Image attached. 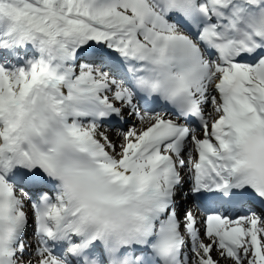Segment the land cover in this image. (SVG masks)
<instances>
[{
	"label": "snow or ice",
	"instance_id": "1",
	"mask_svg": "<svg viewBox=\"0 0 264 264\" xmlns=\"http://www.w3.org/2000/svg\"><path fill=\"white\" fill-rule=\"evenodd\" d=\"M0 264H264V0H0Z\"/></svg>",
	"mask_w": 264,
	"mask_h": 264
}]
</instances>
